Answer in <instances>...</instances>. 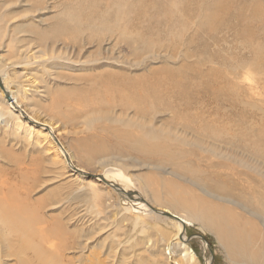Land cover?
<instances>
[{
  "label": "rangeland",
  "instance_id": "1",
  "mask_svg": "<svg viewBox=\"0 0 264 264\" xmlns=\"http://www.w3.org/2000/svg\"><path fill=\"white\" fill-rule=\"evenodd\" d=\"M71 39L76 45L66 47ZM0 70L27 115L15 117L0 83V181L18 196L30 187L32 202L45 200L48 228L65 224L64 264H238L191 215L200 200L255 222L264 235L261 206L244 209L264 202V0H0ZM114 72L119 96L100 79ZM55 94L71 96V104L94 102L57 112ZM185 109L199 122L173 117ZM107 127L181 151L176 164L199 172L120 154ZM96 141L114 149L89 155ZM109 166L139 198L188 218L184 236L200 234L210 248L184 241L194 259L184 257L172 219L134 206L124 211L134 195L88 175L105 177ZM19 227L12 220L6 233L13 243L23 236ZM16 248L7 264L29 258L26 246Z\"/></svg>",
  "mask_w": 264,
  "mask_h": 264
},
{
  "label": "bare ground",
  "instance_id": "2",
  "mask_svg": "<svg viewBox=\"0 0 264 264\" xmlns=\"http://www.w3.org/2000/svg\"><path fill=\"white\" fill-rule=\"evenodd\" d=\"M76 43H77V39H74V40L71 39V40L67 41V45H65V46L66 47H70V46L73 47L76 45ZM2 75H3V71L0 70V76H2ZM100 79L103 80L102 83L107 84V87L104 91L109 93L112 90V91H115L116 95L119 96V73L114 72V73L109 74L107 76L102 75V77ZM154 82H155V80H154ZM0 83H1V81H0ZM4 84H2L3 85L2 91L4 93V97L6 99L5 101L8 105V108L11 110V112L15 115L16 118L22 119L24 116L27 117L26 113L19 108V106H18L19 103L14 98V95L10 93L9 89ZM155 84H156V82H155ZM157 84H159L161 86H165L166 82L163 80H160L159 82H157ZM109 86H111V88H108ZM153 86H154V84H153ZM156 86L158 87V85H156ZM135 87H136V85H135ZM171 87H172V85H171ZM147 90H149V89L146 88V92H147ZM135 92H137V91H135ZM165 93H164V95H165ZM8 94L12 96V100H10V101H9V98L6 97V95H8ZM161 95H162V92H161ZM86 96H88V95H86ZM156 96H157V94H156ZM69 97H71V96L62 95L61 97H59L58 94L53 95L52 97H50L51 103H52L51 107L55 111L59 112L62 107H64V108L72 107L73 110H75V109H79L80 105L83 107V106H86L83 104H89L90 105L94 102V98L90 99V96H88L89 100H87V99H81L80 100V101H85L83 103L74 102L73 104H71V101H68ZM144 97L146 98V95H144ZM177 97H178V95H177ZM145 101H144V103H145ZM191 102H193V101H191ZM187 106H188V104H187ZM16 108H18L17 109L18 112L15 111ZM194 108H195V106H194ZM63 110H62V112H63ZM186 110H189V109H185L184 112H173L172 113L173 117L176 114L177 117L180 119V121H182L184 119L190 120V118L193 119L194 122H195V119H196V121L198 118L200 120V117L197 116L198 114L196 112H194V113L191 112L192 109H190V111H188V112ZM204 118H206V117H204ZM23 121H25V120H23ZM197 122H199V121H197ZM28 127L32 128V126L30 124ZM107 128L111 130V135H112L111 139L115 142V146H117V148H119V150L124 152V153H120V154H124V155L126 154L127 156H130V157H131V155H135L138 157L147 158L148 160H152V161L156 160L158 162H164V163L165 162H167V163L172 162L173 163L172 167L176 173L186 172L189 174H196L199 172V171H197L191 167H187L184 164H179V163L176 164V160H173V159H179L181 157V153H180L181 151L177 150L176 152H173V151H171V149L167 145L162 144V143L161 144L160 143H149L144 138H142L141 136H138L134 132L129 131L127 128H124V129H119V127H117V128L107 127ZM48 132H51V130L48 129ZM49 143L52 144V142H49ZM87 149H88L87 153H89V155H94V154L100 155L101 153H105V155H106V154H108L106 151H109L111 149L113 150L114 147L106 146L105 143L98 144V142L96 141V143H94V146H91V144H90L89 148L87 147ZM118 152H120V151H118ZM114 156H116V155L114 154ZM120 156H122V155H119V157ZM65 160L68 161L67 154H66ZM68 165L70 167L72 166L71 164H69V162H68ZM103 175L105 176V178L107 180L123 186V188H125L126 190H128L130 193H132L134 195V197H130L129 200L126 199V204H128V206H124L123 210L126 211L127 213L129 211L131 212L133 210L132 206H134L135 209L140 208V209L146 210L147 213L148 212H151V213L155 212L156 214L161 215L162 212H170V213H172L178 217V219H175V218H171V217L166 216L167 218L172 219L177 225V233L175 234V240L178 241V239H179L181 241V242L180 241H178V242L182 246V248L184 247V249H185L184 254H183L184 257H187V258L189 257L191 259H194L193 251H191L189 247H187L185 244H183L184 241L188 243V242L193 241L194 239H198L202 242L204 247H206L208 249L210 248V246H208L209 244L207 243V241L205 239H202V235H200V234L189 236V237L184 236L185 224H188V220H189L188 218L183 217L181 215H178L176 213H173L169 210L168 211H165V210L162 211L161 209L156 208L159 211H153L155 209V207L152 206L147 200L144 199L148 204H145L144 202H142L140 200L142 198H139L137 193L130 191V189L127 187L128 181H130V179L119 168L114 167V166H109V168H107V170L103 173ZM96 179H99V178H96ZM4 183H5L4 181H0V233L4 232V234H5L4 236L2 235L3 236L2 239L0 237V264H7L6 259L8 257L19 254V250H18V248H16L17 246L20 248L22 246L21 249H23L26 246V249L30 251L29 258L24 257L23 255L19 256V260L17 261L18 264H30L29 260H31L32 258L36 259V262L38 261V264H47L44 262V260L46 261L49 259L51 260V262L49 264H64V258H62V256L59 255V253H60L59 249H61V248L67 249L68 248L67 246L64 245L66 243L65 240H61L62 239L61 237L66 238V234L64 233V231L66 230L64 228L65 224H62L61 221H58L57 223L53 222L52 224L54 225V228H52V229L48 228L49 226L47 227L45 225L46 222L43 219L42 214L40 213L43 206L44 205L46 206V201L42 199L39 201L32 202V200L30 199V196H29V188L30 187L26 186V187H24L25 190L21 189V191L22 190L23 191L19 192V194L21 193L22 195L18 196L17 195L18 190L16 192H11L10 186H6V185L4 186L3 185ZM7 185H9V184H7ZM177 188L178 187H176V189ZM168 189H169V192L171 194V188H168ZM173 189H175V188H173ZM223 190H225V188H223ZM154 193H155V191H154ZM189 197H190V195H189ZM240 197H241V195H240ZM179 202H181L180 199H177L176 197L170 198L169 206L176 207ZM180 205H181V203H180ZM245 205L249 208L250 207H252V208L256 207L255 205L261 206L262 209L260 208V211L264 214V202L263 201H258V203L255 202L254 204H252L250 202H245L244 206ZM195 206H196V204H195ZM246 206H245V208L244 207L243 208L246 209L247 208ZM181 207H183V205H181ZM191 215H194V218L200 220L201 223L203 224V226H205L206 228L211 230L213 233H215L218 240H220V242L222 243L223 247L225 249H227V251H229L231 253V255H234V257H236L238 264H264V235L257 228V226H255V222H251L250 220L245 219V218L241 219V216H239L235 212H233L231 210H227V209L222 208V207H216L215 205H213L207 201H204V200H200V202H199V211L194 212V214H191ZM263 218H264V216H263ZM12 220H16L21 225V227H19L20 228L19 231H20L21 235L23 234V236L20 237L19 241L17 239H15L14 243H13V241H10V239L6 236V233L9 230V227H10ZM202 224H200V225H202ZM47 228H48V230H47ZM49 237H50V239L47 240ZM18 243L20 246L18 245ZM26 249H25V251H26ZM22 254H24V253L22 252ZM57 260H58V262H56ZM66 261H68V260H66ZM211 261H212V259H211ZM32 262H34V260ZM205 264H209V261L206 260Z\"/></svg>",
  "mask_w": 264,
  "mask_h": 264
},
{
  "label": "water",
  "instance_id": "3",
  "mask_svg": "<svg viewBox=\"0 0 264 264\" xmlns=\"http://www.w3.org/2000/svg\"><path fill=\"white\" fill-rule=\"evenodd\" d=\"M7 97L9 99H11V96L10 95H7ZM14 104V103H13ZM17 109V108H16ZM76 170V168H74ZM88 175L92 176L93 178H99L101 179L103 182L109 184L111 187L115 188L116 190L120 191L121 193H123V189H121L119 186L115 185L113 182L111 181H107L105 179V177H103L102 175H93V174H89ZM126 195L129 196V193L128 192H125ZM142 202H144L145 204H148L144 199H140ZM153 211H159L157 210L156 208L153 210ZM162 215L164 216H167V217H171V218H175V219H178V217L170 212H162ZM202 239H205L203 236H202Z\"/></svg>",
  "mask_w": 264,
  "mask_h": 264
}]
</instances>
